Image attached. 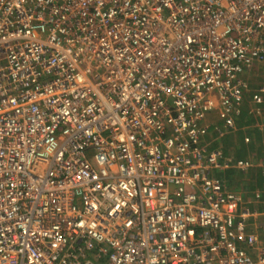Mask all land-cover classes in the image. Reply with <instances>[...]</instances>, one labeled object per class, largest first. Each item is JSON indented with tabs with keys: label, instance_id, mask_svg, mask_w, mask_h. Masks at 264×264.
<instances>
[{
	"label": "built area",
	"instance_id": "2783aa9c",
	"mask_svg": "<svg viewBox=\"0 0 264 264\" xmlns=\"http://www.w3.org/2000/svg\"><path fill=\"white\" fill-rule=\"evenodd\" d=\"M257 65L264 0H0V264H264L203 144Z\"/></svg>",
	"mask_w": 264,
	"mask_h": 264
},
{
	"label": "trees",
	"instance_id": "16d2710c",
	"mask_svg": "<svg viewBox=\"0 0 264 264\" xmlns=\"http://www.w3.org/2000/svg\"><path fill=\"white\" fill-rule=\"evenodd\" d=\"M245 93L243 95V105L241 106L240 115L235 118L238 129L222 138L221 143L218 141L212 142L211 139L206 138L208 142L205 141L203 144L206 145L207 149H218L221 151L222 158L219 159L221 164L224 162V158L229 157L233 158L230 161V165L235 164L237 160L249 161L252 164V167L246 171L232 167L217 171L216 176L225 183L228 190L231 192H243L247 195H251L254 190H259L264 198L263 170L258 166V161H255L256 159L249 158L250 154L254 158L257 155L260 158L264 156L263 153H260L261 148L258 149V153L253 150L254 144L264 136V117L262 115L263 111H261L264 108V93L258 91L250 95H246ZM254 94L260 99V102L257 104L252 102ZM252 108L259 109L261 113H251L249 109ZM259 125L262 127L259 128ZM259 162H264V159H259Z\"/></svg>",
	"mask_w": 264,
	"mask_h": 264
},
{
	"label": "rangeland",
	"instance_id": "374dc122",
	"mask_svg": "<svg viewBox=\"0 0 264 264\" xmlns=\"http://www.w3.org/2000/svg\"><path fill=\"white\" fill-rule=\"evenodd\" d=\"M240 78L248 87L247 92L245 93L246 95L247 94L250 95L253 92L258 91L259 87L264 86V65H257L253 68L252 67L249 68L246 72L242 73ZM261 111H263L262 115L264 117V108ZM209 118H210L209 119L210 121H217L218 119L216 113H211ZM259 148H261L260 153H263L264 155V136L256 144H254L253 150L258 153ZM249 158L256 159L255 161H258L257 163L259 164L261 163L259 162V159H262V158L264 159V156L260 158V156L257 155L256 158H254V156L251 157V154H250Z\"/></svg>",
	"mask_w": 264,
	"mask_h": 264
},
{
	"label": "clouds",
	"instance_id": "9594fccd",
	"mask_svg": "<svg viewBox=\"0 0 264 264\" xmlns=\"http://www.w3.org/2000/svg\"><path fill=\"white\" fill-rule=\"evenodd\" d=\"M214 138V136L212 135V139Z\"/></svg>",
	"mask_w": 264,
	"mask_h": 264
},
{
	"label": "crops",
	"instance_id": "0c3cea01",
	"mask_svg": "<svg viewBox=\"0 0 264 264\" xmlns=\"http://www.w3.org/2000/svg\"><path fill=\"white\" fill-rule=\"evenodd\" d=\"M259 88H260V87H259ZM226 189H228L227 186H226Z\"/></svg>",
	"mask_w": 264,
	"mask_h": 264
}]
</instances>
